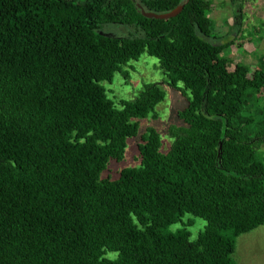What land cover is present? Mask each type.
I'll return each mask as SVG.
<instances>
[{"label": "trees", "instance_id": "1", "mask_svg": "<svg viewBox=\"0 0 264 264\" xmlns=\"http://www.w3.org/2000/svg\"><path fill=\"white\" fill-rule=\"evenodd\" d=\"M210 7L0 0V264H233L235 238L264 226V62L229 70L221 54L242 13L221 42ZM142 53L185 106L165 152L146 128L137 165L101 179L136 136L131 121L154 119L164 99L157 84L119 107L105 96ZM184 215L204 222L193 240L185 225L163 232Z\"/></svg>", "mask_w": 264, "mask_h": 264}, {"label": "rangeland", "instance_id": "2", "mask_svg": "<svg viewBox=\"0 0 264 264\" xmlns=\"http://www.w3.org/2000/svg\"><path fill=\"white\" fill-rule=\"evenodd\" d=\"M211 3L210 10L206 13L211 24L222 36L221 42L233 38L237 27L233 26V12L240 8L242 24L234 45L225 48L221 57L229 60L230 68L239 64L250 72L258 68L260 61L264 62V0H207ZM233 27V28H230ZM106 34L122 36V32L115 27L102 30ZM165 78L158 67L157 61L142 53L136 61L127 62L114 73L109 83H102L105 96L116 107L120 102H132L143 90L145 85L157 84L164 93L163 101L155 107V118L132 120L137 124L135 137L126 140L123 158L119 162H108L100 178L110 181L117 178V174L124 168L137 165V145L140 144V135L146 128L155 130L161 141L160 152H165L168 147L167 128L177 125L175 113L185 106L184 98L178 92L168 89L162 83ZM260 161L264 165V151L261 150ZM189 223V226L186 224ZM189 233L190 240L202 230L204 222L190 215H184L180 223L169 226L163 232H176L182 228ZM105 258L113 259L115 254L106 253ZM233 264H264V226L257 227L249 233L242 234L234 240V253L231 256Z\"/></svg>", "mask_w": 264, "mask_h": 264}, {"label": "water", "instance_id": "3", "mask_svg": "<svg viewBox=\"0 0 264 264\" xmlns=\"http://www.w3.org/2000/svg\"><path fill=\"white\" fill-rule=\"evenodd\" d=\"M179 10H180V7L174 9L173 11H171L168 14H164V15H149V14H144V16H150V17H152L154 19H157V20H166V19L172 18Z\"/></svg>", "mask_w": 264, "mask_h": 264}]
</instances>
